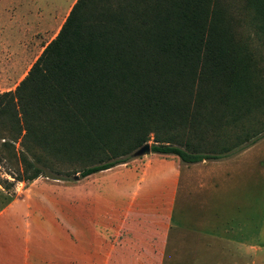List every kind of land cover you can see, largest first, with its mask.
Returning a JSON list of instances; mask_svg holds the SVG:
<instances>
[{"label": "trees", "instance_id": "trees-1", "mask_svg": "<svg viewBox=\"0 0 264 264\" xmlns=\"http://www.w3.org/2000/svg\"><path fill=\"white\" fill-rule=\"evenodd\" d=\"M239 1L75 0L23 78L0 91V164L13 178L0 172V209L16 181L82 178L150 141L184 163L254 143L264 130V0ZM251 119L259 128L244 130ZM230 126L243 130L232 141Z\"/></svg>", "mask_w": 264, "mask_h": 264}, {"label": "crops", "instance_id": "crops-1", "mask_svg": "<svg viewBox=\"0 0 264 264\" xmlns=\"http://www.w3.org/2000/svg\"><path fill=\"white\" fill-rule=\"evenodd\" d=\"M8 1L1 0L0 21L14 26ZM19 71L6 74L12 79ZM196 163L150 152L81 179L36 178L0 211V264H164L183 168L186 193ZM263 252L253 244L226 253L230 264H256Z\"/></svg>", "mask_w": 264, "mask_h": 264}, {"label": "rangeland", "instance_id": "rangeland-1", "mask_svg": "<svg viewBox=\"0 0 264 264\" xmlns=\"http://www.w3.org/2000/svg\"><path fill=\"white\" fill-rule=\"evenodd\" d=\"M74 1H8L11 4L9 16H13L15 25L6 26L0 21V90L13 89L23 78L19 80L27 73L45 45L56 35ZM230 2L235 8L240 4L239 0ZM254 43L257 44L256 41ZM18 46H21V50ZM20 52L23 55H19ZM11 68L14 71L20 68L18 75L12 79L13 75L6 74ZM256 117L261 119V127H264V114L258 113ZM243 124L244 130L248 131L259 128L260 125H255L254 119L243 121ZM223 129L230 134V141L235 133L243 132L238 127ZM223 129L221 134L224 133ZM221 134L210 136L207 141H219L222 139ZM257 136L259 138L254 143L236 153L226 155L228 157L203 160L189 165V185L186 193H183V178L186 175L184 170H187L183 168L182 183L173 216L174 227L170 237L172 244L164 264H230L226 252L232 247L237 248L239 245L250 248V245L254 244L256 249L264 250V130ZM148 143L151 144V141ZM246 143L248 141L241 145ZM54 162L53 166L61 170L80 167L78 161L72 165ZM11 166L7 161L6 165L0 164L2 177L13 180L6 173ZM45 172L53 173L50 169H45ZM37 179V182L50 183L57 180L47 176H39ZM31 182L16 181L11 189L5 190L4 193L7 196L12 194L16 199ZM5 201L6 197L0 196V207ZM52 224L47 225L48 234H53ZM243 240L246 246L242 245ZM256 253L259 255L260 252ZM261 255H264V252ZM255 260L256 264H261L262 260L264 264V258H259V263L257 258Z\"/></svg>", "mask_w": 264, "mask_h": 264}, {"label": "water", "instance_id": "water-1", "mask_svg": "<svg viewBox=\"0 0 264 264\" xmlns=\"http://www.w3.org/2000/svg\"><path fill=\"white\" fill-rule=\"evenodd\" d=\"M150 152H151L150 144L147 142V143H144L139 148H137L136 150H134L132 152V156L133 157H139V156H142V155L149 154Z\"/></svg>", "mask_w": 264, "mask_h": 264}]
</instances>
